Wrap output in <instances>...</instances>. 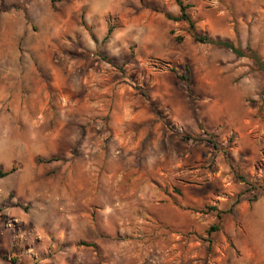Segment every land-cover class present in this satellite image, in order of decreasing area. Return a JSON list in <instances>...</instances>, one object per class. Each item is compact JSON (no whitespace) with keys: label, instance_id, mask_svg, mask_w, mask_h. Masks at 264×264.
<instances>
[{"label":"rangeland","instance_id":"374dc122","mask_svg":"<svg viewBox=\"0 0 264 264\" xmlns=\"http://www.w3.org/2000/svg\"><path fill=\"white\" fill-rule=\"evenodd\" d=\"M183 1L243 56L172 0H0V264H264V0Z\"/></svg>","mask_w":264,"mask_h":264},{"label":"trees","instance_id":"16d2710c","mask_svg":"<svg viewBox=\"0 0 264 264\" xmlns=\"http://www.w3.org/2000/svg\"><path fill=\"white\" fill-rule=\"evenodd\" d=\"M172 1L178 7L179 15L176 17H172V16H169L168 14H165L166 19L173 21V22L185 23L188 27V32H189L191 38L193 39V41L195 43L213 44V45H216V46L230 50L232 53H234L238 57L243 56L241 54V52L239 50H237L231 42L213 40L207 36L199 34L195 28V26H196L195 21L191 19L190 15L188 13V10L191 8V5L184 2L183 0H172ZM175 40L180 43V42H182L183 37L176 36ZM250 57H251L254 65H255V68L264 73V62L261 61L259 56L255 53L251 52ZM214 147H217V146L214 145ZM13 171L14 170L11 169L10 171H7V172H0V177H5V176L9 175L10 173H12ZM216 230H217L216 227L211 228V231H216Z\"/></svg>","mask_w":264,"mask_h":264}]
</instances>
